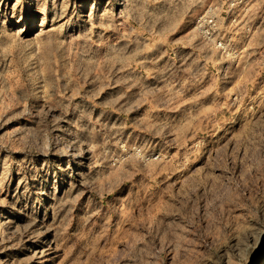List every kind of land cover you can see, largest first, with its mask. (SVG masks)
<instances>
[{
  "label": "rangeland",
  "instance_id": "374dc122",
  "mask_svg": "<svg viewBox=\"0 0 264 264\" xmlns=\"http://www.w3.org/2000/svg\"><path fill=\"white\" fill-rule=\"evenodd\" d=\"M0 264H264V0H0Z\"/></svg>",
  "mask_w": 264,
  "mask_h": 264
},
{
  "label": "built area",
  "instance_id": "2783aa9c",
  "mask_svg": "<svg viewBox=\"0 0 264 264\" xmlns=\"http://www.w3.org/2000/svg\"><path fill=\"white\" fill-rule=\"evenodd\" d=\"M211 23H212V20H211V18H209L208 21H207V25L210 27L212 25Z\"/></svg>",
  "mask_w": 264,
  "mask_h": 264
}]
</instances>
